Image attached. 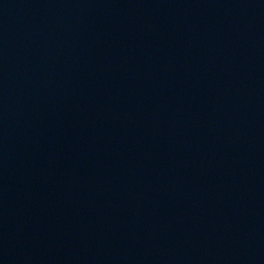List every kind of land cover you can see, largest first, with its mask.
Here are the masks:
<instances>
[{
  "label": "water",
  "instance_id": "95a60500",
  "mask_svg": "<svg viewBox=\"0 0 264 264\" xmlns=\"http://www.w3.org/2000/svg\"><path fill=\"white\" fill-rule=\"evenodd\" d=\"M0 264H264V35L231 0H0Z\"/></svg>",
  "mask_w": 264,
  "mask_h": 264
}]
</instances>
